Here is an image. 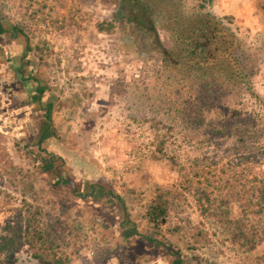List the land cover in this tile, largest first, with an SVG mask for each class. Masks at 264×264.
<instances>
[{"label":"rangeland","instance_id":"rangeland-1","mask_svg":"<svg viewBox=\"0 0 264 264\" xmlns=\"http://www.w3.org/2000/svg\"><path fill=\"white\" fill-rule=\"evenodd\" d=\"M187 3L232 23L252 53L253 85L264 99V0ZM117 8V0H0V232L21 215L32 219L72 264H171L169 252L179 248L188 264H264L202 218L185 180L152 158L154 133L141 119L151 116L155 101L154 55L145 53L130 25L116 26ZM111 24L110 34L98 29ZM160 38L170 47L166 30ZM43 42L50 54L40 60L36 46ZM37 84L47 88L40 103L33 101ZM196 157L203 155L193 150L188 168L201 185L205 164L195 168ZM60 178L76 192L59 185ZM158 188L179 195L171 228L205 224L211 245L195 252L200 257L166 229L158 235L149 226L145 211ZM257 254L264 255V243ZM0 264L38 263L24 248L10 260L1 255Z\"/></svg>","mask_w":264,"mask_h":264},{"label":"trees","instance_id":"trees-1","mask_svg":"<svg viewBox=\"0 0 264 264\" xmlns=\"http://www.w3.org/2000/svg\"><path fill=\"white\" fill-rule=\"evenodd\" d=\"M117 3L116 26L130 25L136 39L146 43L145 53L154 55L150 89L155 101L151 116L141 119L154 133L152 158L171 164L185 180L187 192H194L201 217L220 228L232 246L247 257H264L257 254L264 243V99L255 92L256 67L247 44L228 19L217 18L201 5L188 6L187 0ZM1 22L0 11L3 32ZM116 26L98 29L110 34ZM161 30L169 33L168 48L161 41ZM16 33L29 41L23 28L16 27ZM45 47L46 43L44 48L36 46L40 60L45 51L50 54ZM46 91L37 84L33 101L40 103ZM45 111L47 130L52 105ZM193 150L203 155L194 159L198 162L195 168L205 164L201 185L191 181L188 168ZM2 151L0 147V156ZM57 183L76 192L68 179L60 178ZM178 197L174 191L158 188L147 205L145 219L155 234L166 229L183 241L192 257H200L195 252L211 245L205 224L187 221L170 227ZM126 218L131 222L128 215ZM33 222L21 215L13 227L5 226L0 232V256L10 260L27 248L38 264H72L73 258L61 251L48 231ZM169 254L171 264H188L184 249Z\"/></svg>","mask_w":264,"mask_h":264}]
</instances>
